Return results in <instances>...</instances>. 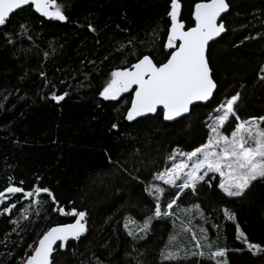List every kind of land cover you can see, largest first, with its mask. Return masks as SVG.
<instances>
[{
	"label": "trees",
	"instance_id": "16d2710c",
	"mask_svg": "<svg viewBox=\"0 0 264 264\" xmlns=\"http://www.w3.org/2000/svg\"><path fill=\"white\" fill-rule=\"evenodd\" d=\"M56 2L66 21L45 19L29 6L0 26V191L39 186L55 196L17 193L0 205V264H24L50 227L75 220L65 214L73 208L87 213V231L57 247L52 264H96L97 258L103 264H216L206 251L204 257L162 259L166 245L175 247L170 236L184 238V232H176L179 222L187 221L181 210L193 205L200 206L198 223L206 220L218 239L212 249H203L226 248L228 264H264V253L254 254L237 239L242 230L250 243L264 246V180L253 181L242 196L229 197L219 187V175L210 173V184L180 194L175 215L153 219L146 235L139 230L155 208L146 186L165 188L160 199L165 210L179 190L154 180L156 173L171 168V156L178 161L180 152L206 143L208 124L225 98L240 93L235 107L242 119L264 116V79L259 78L264 0H227V32L208 50L217 91L210 102L194 105L171 123L160 110L129 122L134 91L116 99L100 95L114 70L130 68L145 55L157 65L167 61L171 0ZM179 2L186 29L194 26L199 0ZM64 93L63 100L53 99ZM235 123L230 118L222 131L230 134ZM12 204L11 212H3ZM184 243L189 247L191 241Z\"/></svg>",
	"mask_w": 264,
	"mask_h": 264
},
{
	"label": "snow or ice",
	"instance_id": "6c2138e0",
	"mask_svg": "<svg viewBox=\"0 0 264 264\" xmlns=\"http://www.w3.org/2000/svg\"><path fill=\"white\" fill-rule=\"evenodd\" d=\"M24 6H34L37 12L49 18L60 21L68 19L55 0H0V26L5 25L10 14L16 10H23ZM228 9L227 0H199L195 3L192 13L194 26L186 29L184 21L180 18L179 0H171V10L168 13L171 23L166 43V48L171 52L167 61L157 65L151 57L145 55L130 68L114 70L100 95L105 99H116L122 93L134 91V98L126 116L129 121L149 113H156L158 110L162 111L164 119L174 120L189 113L191 106L195 103L210 101L218 86L213 79L207 51L209 42L225 32L222 14ZM259 71L261 73L259 78L264 79V67H261ZM66 95L67 93L53 94V99L61 101ZM239 99L240 93L237 92L230 98H225L215 109L217 114L211 117V123L208 124L209 135L206 143L190 152H180V156L186 159H181L179 163L175 162V156H171L170 159L173 160L171 168H165L164 171L156 173L154 180L162 181L179 190L167 203L165 210L162 211L160 202L165 188L158 183L146 186L145 191L155 199V208L153 215L146 217L140 227L139 230L142 233L146 235L151 230L153 219L175 215L173 206L177 204L180 194L186 189L195 193L197 185L201 182L210 184L212 179L209 176L210 173L219 175V187L229 197L242 196L253 181L264 180V116L242 119L235 107ZM230 118H234L236 123L231 133L226 134L222 129ZM116 127L117 125L114 124L113 128ZM178 181L181 182L177 183ZM17 193L37 198L41 193H47L55 200V196L46 187L36 186L25 192L22 187L9 186L4 191H0V204ZM35 202L40 201L37 199ZM199 207V205L192 206L196 210H199ZM14 208L15 204L6 206L3 212H11ZM181 211L190 213L191 210L182 209ZM224 211L228 219H235V216L229 214L227 209ZM65 214L73 215L78 219L75 223L52 227L45 232L39 239L38 245L33 248L32 254L26 257L24 264H52L54 245L65 247L70 238L79 240L87 231L85 211H77L73 208L70 213ZM129 223L136 222L129 218ZM125 228L129 229V235H135L128 223L125 224ZM237 228L239 230V225ZM186 230L191 231V228ZM201 232L203 241L211 249L213 245L209 242L207 231L201 229ZM195 235V232H192V236L195 237ZM237 239L244 240L254 254L264 253V246L259 243H250L242 230ZM169 240L170 243H175L177 236L172 235ZM58 241L61 242L59 245H57ZM169 246L166 245L165 251L162 252V259L178 258V252L167 251ZM204 246L201 240L196 241L197 248ZM227 252L226 248H217L207 255L209 259L215 260L216 264H228ZM190 255L204 257L206 253L201 250ZM96 264H103V262L97 258Z\"/></svg>",
	"mask_w": 264,
	"mask_h": 264
},
{
	"label": "rangeland",
	"instance_id": "374dc122",
	"mask_svg": "<svg viewBox=\"0 0 264 264\" xmlns=\"http://www.w3.org/2000/svg\"><path fill=\"white\" fill-rule=\"evenodd\" d=\"M184 153H187V152H184ZM178 157H179V159H178V161H175L176 163H179L181 159H186V157H182L180 155ZM189 163H191V162H189ZM6 195H7V193H6ZM189 209L191 210L190 213H186V212L181 211L183 214H185L187 216V221H184L182 219L183 222H179V226H178V229L176 231V232H179L181 230L182 232H184V234H185L184 238L181 237V236L177 237V240L175 241L176 244L174 243L175 247L173 248V250L172 249H168V251H170V252H178V257L184 256V255H190V253H193V252L196 251V249H198L196 247L195 239L201 240V242L203 241V239L201 237L203 235V233L201 232V229H205L207 231V234L209 236V242H211L212 245L218 243L217 237L215 235H211V230L207 226V221L204 220L203 221L204 222L203 225H202L203 222L198 223L197 216L195 215V214L198 215V210H196V209H194L192 207L189 208ZM200 214H201V216L203 218L202 212H200ZM195 226L198 227L197 230L195 229ZM189 227L191 228V231H187L186 230ZM214 231H216V230L214 229ZM192 232H195V234H196L195 237L192 236ZM179 234H180V232H179ZM173 235H176V234H173ZM184 240H186L188 242L191 241V244H190L189 247H187V244L184 243ZM202 244H205L204 247H207V245H206V243L204 241L202 242ZM212 248H213V246H212ZM217 248H219V247H216L215 249H217ZM198 250L199 251L202 250L204 252L206 251L207 253L210 252V250H208V249L205 250L203 248H200Z\"/></svg>",
	"mask_w": 264,
	"mask_h": 264
},
{
	"label": "water",
	"instance_id": "95a60500",
	"mask_svg": "<svg viewBox=\"0 0 264 264\" xmlns=\"http://www.w3.org/2000/svg\"><path fill=\"white\" fill-rule=\"evenodd\" d=\"M55 3L57 4V2H56V0H55ZM26 7H29V6H24L23 8H26ZM32 8H33V10L39 15V16H41V17H43V18H45V19H52V18H49V17H46V16H43L41 13H39V12H37L36 10H35V7L34 6H32ZM229 9H230V7H229ZM229 9H228V11L226 12V13H224V14H222V19H223V17L229 12ZM54 10V9H53ZM19 10H16V11H14V13H16V12H18ZM14 13H12V14H10V16H9V18L14 14ZM180 15H181V12H180ZM8 18V19H9ZM220 21L218 20V23H219ZM223 23H224V26H225V32L224 33H222L221 34V36L222 35H224L226 32H227V28H226V24H225V22L224 21H222ZM221 36H219V37H217L214 41H216L217 39H219ZM214 41H211V42H209V45L212 43V42H214ZM148 56V55H147ZM207 56H208V51H207ZM150 57V56H149ZM138 62V61H137ZM136 62V63H137ZM135 64V63H134ZM133 64V65H134ZM214 79V78H213ZM215 80V79H214ZM135 87V86H134ZM130 91H132V90H130ZM216 91H217V89H216ZM216 91L214 92V95H215V93H216ZM124 93H122L121 95H123ZM120 95V96H121ZM214 95H213V97H214ZM213 97L212 98H210V101L213 99ZM133 98H134V94H133ZM207 102H197V103H195L194 105H197V104H206ZM193 105V106H194ZM193 106H191V108H190V111H191V109H192V107ZM131 107V106H130ZM159 111V110H158ZM158 111L156 112V113H149V114H146V115H144V116H140V117H137L136 119H134V120H132V121H129V122H134V121H136V120H138V119H140V118H144V117H148V116H154V115H156L157 113H158ZM190 113V112H189ZM189 113H185V114H183L182 116H180V117H177V118H175L174 120H166V119H164V121L165 122H168V123H171V122H174V121H176V120H178V119H180V118H182V117H185V116H187ZM127 116V115H126ZM76 219H78V217H76L75 218V220ZM75 220L73 221V222H70V223H66V224H71V223H75ZM59 225H64V224H57V225H53L52 227H56V226H59ZM52 227H50V228H52ZM49 228V229H50ZM48 229V230H49ZM47 230V231H48ZM46 231V232H47ZM42 238V237H41ZM71 239V238H70ZM61 242H57V245H59ZM38 245V244H37ZM57 248V246L56 245H54V249H56ZM53 254H54V252H53ZM53 256V255H52ZM51 260H52V257H51Z\"/></svg>",
	"mask_w": 264,
	"mask_h": 264
},
{
	"label": "bare ground",
	"instance_id": "6f19581e",
	"mask_svg": "<svg viewBox=\"0 0 264 264\" xmlns=\"http://www.w3.org/2000/svg\"><path fill=\"white\" fill-rule=\"evenodd\" d=\"M227 3H228V2H227ZM229 7H230V6H229ZM229 10H230V9H229ZM180 17H181V15H180ZM193 18H194V17H193ZM223 18H224V17H223ZM222 21H224V20L222 19ZM224 22H225V21H224ZM225 24H226V23H225ZM226 28H227V26H226ZM222 36H223V35H222ZM222 36H221V37H222ZM221 37H220V38H221ZM217 40H218V39H217ZM217 40H216V41H217ZM214 42H215V41H214ZM209 46H210V45H209ZM208 50H209V48H208ZM148 56H149V55H148ZM208 60H209V59H208ZM153 61H154V60H153ZM135 63H136V62H135ZM209 64H210V63H209ZM210 67H211V66H210ZM208 102H210V101H208ZM208 102H207V103H208ZM207 103H206V104H207ZM130 106H131V105H130ZM128 110H129V109H128Z\"/></svg>",
	"mask_w": 264,
	"mask_h": 264
}]
</instances>
